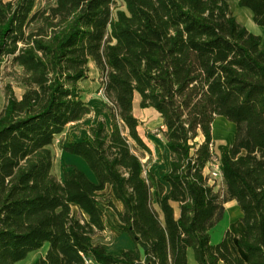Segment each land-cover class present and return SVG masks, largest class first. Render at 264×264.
Returning a JSON list of instances; mask_svg holds the SVG:
<instances>
[{
	"label": "trees",
	"instance_id": "obj_1",
	"mask_svg": "<svg viewBox=\"0 0 264 264\" xmlns=\"http://www.w3.org/2000/svg\"><path fill=\"white\" fill-rule=\"evenodd\" d=\"M0 0V61L12 57L25 91L7 89L0 113V264H17L48 245L31 264H264V45L235 16L230 0ZM264 27V0H239ZM100 71L106 118L64 148L95 176L66 166L53 173L56 137L92 113L80 82ZM163 119L170 171L144 169L131 141L150 152L135 114ZM236 125L221 145L222 199L206 174L215 157L213 124ZM198 138H202L199 141ZM147 173V174H146ZM169 186V188H168ZM108 187L134 243L119 253L97 242L106 230L99 193ZM236 201L244 234L233 252L228 231H212ZM113 202V201H111ZM77 205L88 218H76Z\"/></svg>",
	"mask_w": 264,
	"mask_h": 264
},
{
	"label": "rangeland",
	"instance_id": "obj_2",
	"mask_svg": "<svg viewBox=\"0 0 264 264\" xmlns=\"http://www.w3.org/2000/svg\"><path fill=\"white\" fill-rule=\"evenodd\" d=\"M11 1V0H5ZM119 7H123L124 3L122 0H116ZM232 3H236L237 0H230ZM57 0H36L35 10L40 8H49L53 5H57ZM234 14L237 15L242 20L249 11L252 16V11L248 8L241 7L239 2L237 5L233 4ZM243 25L246 26L243 22ZM256 27L261 31L260 35L262 37V42L264 45V27L256 24ZM253 32V31H252ZM256 34V33H254ZM23 76V71L19 66L13 64L12 57H3L0 61V113L4 109L7 102V89L12 87L15 91L16 96L21 97L25 91V87L21 83V78ZM80 88L84 101L92 109V113L88 115L82 121L69 124L64 132L58 135L50 147L54 155V167L53 173L59 177H64V169L66 166H76L75 164L67 160V152L65 147L69 140H82L84 137L90 134L89 128L95 125L100 119L106 118L110 122V117L106 111L107 98L105 96L103 78L100 71L97 69L94 63L90 65V72L88 78L80 82ZM135 114L140 119L141 124L139 127V132L150 149V152H144L141 148L131 141L134 151L142 156V161L144 164V169L149 173L153 172L158 178L162 176L171 169L170 160L171 154L167 147V140L164 134L165 126L161 115L154 111V109H141L140 107V97H137L135 103ZM237 128L224 129L223 133L213 134L215 141V156L217 158L221 157V151L219 147L221 145H231L235 140ZM202 141V138H198ZM216 164L214 161L211 166ZM147 174V173H146ZM88 175V174H87ZM89 176V175H88ZM90 177V176H89ZM91 178V177H90ZM216 191L219 192L221 198L223 199L226 195V186L224 181H219L216 185ZM98 200L100 207L103 210L104 221L106 223V230L99 232L97 236V241L107 244V249L110 250H120L126 246V243L122 240V223L117 214L116 208L112 206L111 203L117 207L119 211H124L123 204L118 201L113 193V190L108 187L105 191L99 193ZM113 201V202H111ZM236 205L233 203L226 204V215L224 220L215 228L212 232V242L214 244L220 243L225 238L228 231L233 233V237L229 238V243L236 256L242 257L243 254L238 249V240L241 235L244 234V229L242 227V217L236 211ZM235 208V209H234ZM231 210L234 211L235 217L231 216ZM72 213L76 218H87L86 214L77 206L72 205ZM240 217V218H239ZM48 247V245H47ZM47 248L32 252L29 256L18 262L17 264H31L37 258L45 255Z\"/></svg>",
	"mask_w": 264,
	"mask_h": 264
},
{
	"label": "crops",
	"instance_id": "obj_3",
	"mask_svg": "<svg viewBox=\"0 0 264 264\" xmlns=\"http://www.w3.org/2000/svg\"><path fill=\"white\" fill-rule=\"evenodd\" d=\"M239 2V0L236 1V3H233L234 5H237ZM247 13L245 14V16H243L244 18L242 20L238 19L239 17L237 15H235L237 17V19L240 21V22H243L244 24H246V27L253 33H256V34H260L261 31H259V29L256 27V23L254 22L253 20V14L251 16L250 12L249 11H246ZM262 34V33H261ZM148 109H152V108H148ZM225 118L224 117H217L214 124H213V134L215 133H225L224 132V129H227V128H231V129H235L236 125L233 124V123H230V124H227L225 123ZM218 122V123H217ZM217 125V126H216ZM233 144V143H232ZM231 144V145H232ZM231 145H227V146H231ZM71 154H69L70 156ZM71 157H78V156H74L72 155ZM72 163V162H71ZM74 164V163H73ZM170 171V169L168 170ZM167 171V172H168ZM92 179V178H91ZM169 188V186H168ZM230 203V202H229ZM231 203L233 204H237L236 201H231ZM238 205V204H237ZM122 212V211H120ZM86 214V213H85ZM87 216V215H86ZM88 218V216H87ZM123 225V224H122ZM124 227V226H123ZM122 227V228H123ZM245 230V229H244ZM213 232V231H212ZM123 233V232H122ZM99 236V235H98ZM122 240L123 242L126 243V246L123 248V249H133L135 246H134V243L131 241V239L129 238V236L125 233L122 234ZM98 243H101L105 246H107V244L105 243H102V242H99L97 241ZM46 248L48 249V247L46 246ZM122 249L120 250H110L112 252H115V253H119ZM47 251V250H46ZM46 254V253H45ZM188 257H189V264H198L196 258H195V254H194V251L192 249L189 250V254H188ZM243 258H246L245 255L243 254L242 256Z\"/></svg>",
	"mask_w": 264,
	"mask_h": 264
},
{
	"label": "bare ground",
	"instance_id": "obj_4",
	"mask_svg": "<svg viewBox=\"0 0 264 264\" xmlns=\"http://www.w3.org/2000/svg\"><path fill=\"white\" fill-rule=\"evenodd\" d=\"M154 111H156L155 109H154ZM157 112V111H156ZM158 113V112H157ZM225 123H227V124H230V123H232V122H230L229 120H227L226 118H225ZM218 123V122H217ZM234 124V123H233ZM217 126V125H216ZM67 160L69 161V162H72V163H74L75 165H76V167H78V168H80V169H82L83 171H85L93 180H95V176H94V174H93V172L91 171V169L89 168V166L87 165V163L81 158V157H71L72 155H70L69 156V153H67ZM75 206H77V205H75ZM78 207V206H77ZM236 211L239 213V215H240V217H242L243 216V213H242V211H241V209H240V207L236 204ZM235 209V208H234ZM231 216L234 218L236 215L234 214V211L233 210H231ZM87 215V214H86ZM235 215V216H234ZM239 217V218H240ZM242 227H243V229H245V227H244V224L242 223ZM238 249H240V251L242 252V254H244L245 255V257H247V254L244 252V250L238 245Z\"/></svg>",
	"mask_w": 264,
	"mask_h": 264
},
{
	"label": "built area",
	"instance_id": "obj_5",
	"mask_svg": "<svg viewBox=\"0 0 264 264\" xmlns=\"http://www.w3.org/2000/svg\"><path fill=\"white\" fill-rule=\"evenodd\" d=\"M214 161L216 162V164L211 166V164H213ZM206 174L209 177V180L212 184L217 185L219 181L221 180L223 181L220 158H217V156L213 158L212 162L206 168ZM87 264H94V263L91 261H87Z\"/></svg>",
	"mask_w": 264,
	"mask_h": 264
}]
</instances>
